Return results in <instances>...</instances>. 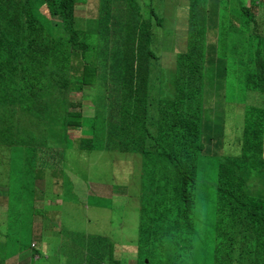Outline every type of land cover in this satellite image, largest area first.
I'll return each mask as SVG.
<instances>
[{"label": "trees", "instance_id": "obj_1", "mask_svg": "<svg viewBox=\"0 0 264 264\" xmlns=\"http://www.w3.org/2000/svg\"><path fill=\"white\" fill-rule=\"evenodd\" d=\"M87 1L0 0V141L6 148L0 147V185L32 171L30 159L43 168L41 161L54 159L58 141L69 134L91 136L102 127L115 151L140 153V186L150 208L141 204L136 264H155L152 249L170 248L178 253L176 264L185 262L178 250L192 244L201 194L215 201L213 252L204 259L264 264V180L257 179L264 177V31L256 21L264 17V0L257 3L258 16L238 0H230L231 13L221 0H189L187 29L174 37L156 29L175 0H93L96 31L76 26V8ZM57 17L61 22L54 24ZM164 36L174 48L164 45ZM161 52L171 61L168 77ZM231 88L243 93L241 101L226 100ZM71 92L82 99L91 93L93 117L84 119L86 107L72 102ZM230 112L236 127L229 134ZM27 122L29 143L19 148L13 132ZM36 132L55 136L58 147L40 143ZM224 143L235 145L236 154L223 153L217 171L206 173ZM104 146L97 152L109 151ZM199 170L209 174L207 182ZM150 221L157 224L154 233ZM78 243L65 264H121L108 237Z\"/></svg>", "mask_w": 264, "mask_h": 264}, {"label": "rangeland", "instance_id": "obj_2", "mask_svg": "<svg viewBox=\"0 0 264 264\" xmlns=\"http://www.w3.org/2000/svg\"><path fill=\"white\" fill-rule=\"evenodd\" d=\"M238 1L249 7L256 16L259 15L260 9L257 7V3L260 0ZM175 2V5L168 4L166 11L163 10L166 15L165 25L156 29L160 33H170L171 37H174L176 33H183L187 29L185 24L188 20V8L186 5H189V0H175ZM221 2L225 3L223 5L221 3L222 9L231 13L233 3L230 0H221ZM158 9L160 13L159 6ZM98 12L97 2L88 0L84 5L76 8L74 14L76 26L84 30L90 28L96 31ZM259 18L256 17V21L260 25L259 31L263 32L264 17L261 21ZM60 22L58 17L53 19L54 24ZM164 37L166 40L164 45H167L169 37ZM158 43L159 41L155 48ZM256 43L257 41L252 46ZM169 44L174 48L172 41L168 43V47ZM152 47L154 48L153 44ZM162 52L160 66L168 77L172 65L170 59L163 56ZM166 85L170 90L171 86L167 84V81ZM231 91L233 98L228 96L226 98L228 102L235 103V100H242L243 93L238 92L235 88H231ZM85 94L90 100L82 99L81 94L76 92H71L69 97L72 102L80 101L86 107L81 109V112L84 119H87L93 117L96 108L91 103L94 99L91 93L86 92ZM222 100V97H216L213 102L221 104ZM258 107L263 106L259 103ZM72 110L78 111L80 108ZM111 111L100 112L98 118ZM227 123L230 134L236 127L233 112L228 114ZM16 126L14 125L13 128ZM19 129L18 133L13 132V138L17 140L20 148L29 143V122L25 126H19ZM105 132L101 127L91 132L92 135L95 134L94 137L92 135L85 136L82 130L77 134H69L67 141H58L60 149L58 152L52 153L54 159L41 161V163L44 162L43 168H37L39 162L30 159L29 166L32 163L33 172L29 171L24 175L23 173H14L12 184L7 185L8 189L10 188V194L6 190V186L2 188L6 193L2 192L0 187L1 199L5 201L2 203L4 209L0 210V262L7 257L6 260H3V264H29L31 260L32 264H63V261L65 264V257L70 249H73L87 232H91L92 235L108 237L114 243L115 259L120 260L121 264H136L141 204L144 202L145 208H150L147 193L143 194L140 186V153H118L113 147V138H107ZM49 135L50 133L46 135L42 132L33 133V137H36L45 146L58 147L55 136ZM89 139L94 140V150L89 149L91 146ZM106 141H109L108 145L104 146ZM230 143L234 144L235 141L231 139ZM103 146L109 151L97 152ZM0 147L1 151H5L6 148L1 145V141ZM218 149L221 152L220 156L216 157L217 163H214V160L207 162L206 173H211L213 167L216 172L222 154L234 155L237 147L235 145L229 147L224 143V146ZM199 173H201L200 179L203 183L210 179L209 174L202 175L200 170ZM70 174L77 175L73 177ZM19 175L22 176L19 177ZM84 176L87 177V180ZM158 179L160 178L158 177ZM257 179L263 181L264 177L261 178L258 174ZM74 181L78 182L75 186ZM96 182L110 184L113 196L110 195L109 201L106 198L89 195L88 187L90 188ZM67 202H75L78 204V208L83 203L89 206L87 209H76L77 207L74 205V209L71 210L68 208L70 205ZM197 203L192 244H185L178 250L185 259L183 264H210V257L204 258L205 255L210 256L213 252L212 211L215 208V201L212 196L201 194ZM155 211L156 214L157 211ZM149 220L150 217H147V221ZM147 224L148 229L154 233L157 224L151 221ZM171 250V248L169 251L152 249L154 263L176 264L175 259H177L178 253ZM84 251L83 248L78 249L79 253ZM103 252L105 256L110 255V249L103 250Z\"/></svg>", "mask_w": 264, "mask_h": 264}, {"label": "crops", "instance_id": "obj_3", "mask_svg": "<svg viewBox=\"0 0 264 264\" xmlns=\"http://www.w3.org/2000/svg\"><path fill=\"white\" fill-rule=\"evenodd\" d=\"M75 175H77V174H70V176H73V177H75ZM81 175H83L82 173H81ZM84 178H85V180H87V177H85L84 176ZM55 180V179H54ZM87 183H88V181H86ZM71 183V182H70ZM74 183V186L75 185H77L78 184V182H76V181H74L73 182ZM5 185H0V187H1V191L2 192H5L6 193V191H3L2 190V188L4 187ZM7 190V189H6ZM88 193H89V195H95V196H98V197H101V198H106V199H109L111 196H113V190H112V188H111V186H110V184L109 183H107V182H105V183H95L94 185H92V186H90V188L88 187ZM111 195V196H110ZM88 197H90V196H88ZM74 200H76L75 198H73ZM3 200L1 199V196H0V210L1 209H4V207H3ZM67 204L68 205H70L68 208L69 209H74L73 207H74V205L77 207L78 206V204H76L75 202H67ZM88 204H85V203H83V204H81L80 205V207L78 208H76V209H87L88 208ZM46 207H48L47 205H46ZM49 208V207H48ZM63 209H64V207H62ZM7 258H5V259H3V260H6ZM29 264H32L31 262H29Z\"/></svg>", "mask_w": 264, "mask_h": 264}, {"label": "clouds", "instance_id": "obj_4", "mask_svg": "<svg viewBox=\"0 0 264 264\" xmlns=\"http://www.w3.org/2000/svg\"><path fill=\"white\" fill-rule=\"evenodd\" d=\"M93 30V29H92ZM94 236H97V235H92L91 232H87V234L84 235V237L80 240V242L78 243V246L77 247H80L81 245H85V242L89 241L91 238H94ZM39 256V254H38ZM36 256V257H38ZM32 263V260L29 261Z\"/></svg>", "mask_w": 264, "mask_h": 264}]
</instances>
